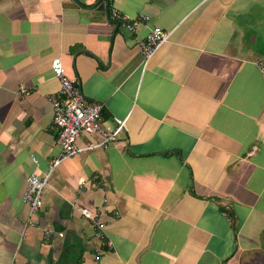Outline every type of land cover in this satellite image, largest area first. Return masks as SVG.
<instances>
[{
	"label": "crops",
	"instance_id": "0c3cea01",
	"mask_svg": "<svg viewBox=\"0 0 264 264\" xmlns=\"http://www.w3.org/2000/svg\"><path fill=\"white\" fill-rule=\"evenodd\" d=\"M76 1L0 0V264H264V0ZM54 59L123 128L59 163L28 222L26 179L60 155Z\"/></svg>",
	"mask_w": 264,
	"mask_h": 264
},
{
	"label": "built area",
	"instance_id": "2783aa9c",
	"mask_svg": "<svg viewBox=\"0 0 264 264\" xmlns=\"http://www.w3.org/2000/svg\"><path fill=\"white\" fill-rule=\"evenodd\" d=\"M111 17L121 24L129 33L136 34L143 24L149 21L147 16L129 17L112 9ZM170 33L159 28H152L139 42V48L144 58V64L153 57L161 45L169 39ZM54 76L59 80L58 91L48 97L52 107V125L57 130L56 144L59 147L60 155L50 164L48 174L40 178L31 174L26 179V187L22 195V201L28 205V222L39 211L42 206V194L47 185L49 173L54 170L62 161L73 158L85 151L95 149H105L110 143L117 139V135L123 128L122 123L112 130L103 128V104L88 100L83 96L76 82L69 80L65 74L59 59H54L51 63ZM264 72V65H260ZM98 136V140L87 141L84 145L78 144L80 137L92 139ZM82 215L90 219L96 228V233L102 236L103 223L99 220V215L95 212L81 209ZM53 235L52 232H45V241Z\"/></svg>",
	"mask_w": 264,
	"mask_h": 264
},
{
	"label": "water",
	"instance_id": "95a60500",
	"mask_svg": "<svg viewBox=\"0 0 264 264\" xmlns=\"http://www.w3.org/2000/svg\"><path fill=\"white\" fill-rule=\"evenodd\" d=\"M71 2H72V4H73L74 7H77L78 6L76 0H71ZM105 7H106L105 13H106V16H108V4H106ZM110 22L115 23L118 26V23L117 22H114V21H111V20H110Z\"/></svg>",
	"mask_w": 264,
	"mask_h": 264
}]
</instances>
